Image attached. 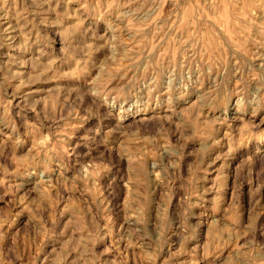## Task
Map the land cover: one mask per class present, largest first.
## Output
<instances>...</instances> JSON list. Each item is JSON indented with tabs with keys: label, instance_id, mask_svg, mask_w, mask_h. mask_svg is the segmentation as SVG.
I'll use <instances>...</instances> for the list:
<instances>
[{
	"label": "rangeland",
	"instance_id": "374dc122",
	"mask_svg": "<svg viewBox=\"0 0 264 264\" xmlns=\"http://www.w3.org/2000/svg\"><path fill=\"white\" fill-rule=\"evenodd\" d=\"M0 264H264V0H0Z\"/></svg>",
	"mask_w": 264,
	"mask_h": 264
}]
</instances>
